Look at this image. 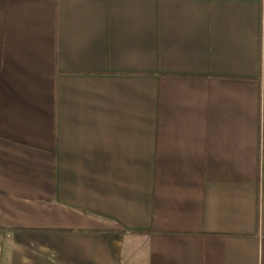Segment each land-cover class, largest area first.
<instances>
[{"label": "crops", "instance_id": "0c3cea01", "mask_svg": "<svg viewBox=\"0 0 264 264\" xmlns=\"http://www.w3.org/2000/svg\"><path fill=\"white\" fill-rule=\"evenodd\" d=\"M0 264H264V0H0Z\"/></svg>", "mask_w": 264, "mask_h": 264}]
</instances>
